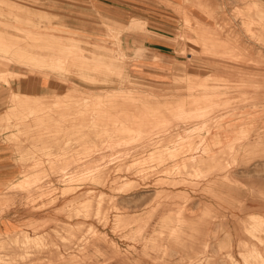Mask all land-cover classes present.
<instances>
[{
  "label": "rangeland",
  "instance_id": "374dc122",
  "mask_svg": "<svg viewBox=\"0 0 264 264\" xmlns=\"http://www.w3.org/2000/svg\"><path fill=\"white\" fill-rule=\"evenodd\" d=\"M0 142V264H264V0H0Z\"/></svg>",
  "mask_w": 264,
  "mask_h": 264
},
{
  "label": "crops",
  "instance_id": "0c3cea01",
  "mask_svg": "<svg viewBox=\"0 0 264 264\" xmlns=\"http://www.w3.org/2000/svg\"><path fill=\"white\" fill-rule=\"evenodd\" d=\"M13 152L8 144L7 148L0 142V184L13 181L20 173L21 168L14 164Z\"/></svg>",
  "mask_w": 264,
  "mask_h": 264
},
{
  "label": "bare ground",
  "instance_id": "6f19581e",
  "mask_svg": "<svg viewBox=\"0 0 264 264\" xmlns=\"http://www.w3.org/2000/svg\"><path fill=\"white\" fill-rule=\"evenodd\" d=\"M69 52H70V51H69ZM77 53H78V52H77ZM80 54H81V53H80ZM38 79H39V78H38ZM8 85H9V84H8ZM21 94H22V93H21ZM23 94H24V93H23ZM23 94H22V95H23ZM27 99H28V98H27ZM25 104H27V103H24V105H25ZM33 112H34V111H33ZM33 112H32V113H33ZM29 114H30V113H29ZM235 123H236V122H235ZM238 124H239V123H238ZM233 126H234V125H233ZM242 153H243V152H242ZM233 164H234V163H233ZM87 174H88V173H87ZM84 176H85V175H84ZM82 177H83V176H82ZM83 178H84V177H83ZM76 188H77V187H76ZM80 188H81V187H79V189H80ZM93 191H94V190H93ZM91 192H92V191H91ZM98 198H99V197H98ZM98 198H97V199H98ZM100 198H102V194H101V197H100ZM98 205H99V204H98ZM114 218H115V217H114ZM111 223H112V222H111ZM113 224H114V223H113ZM102 226H103V225H102ZM102 226H101V227H102ZM112 232H113V231H112ZM113 233H114V232H113ZM146 245H147V243H146Z\"/></svg>",
  "mask_w": 264,
  "mask_h": 264
}]
</instances>
